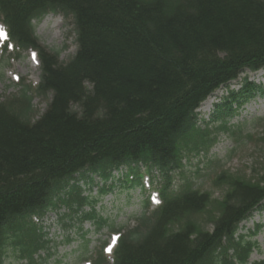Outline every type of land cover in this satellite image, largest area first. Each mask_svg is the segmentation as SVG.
<instances>
[{"label":"trees","instance_id":"16d2710c","mask_svg":"<svg viewBox=\"0 0 264 264\" xmlns=\"http://www.w3.org/2000/svg\"><path fill=\"white\" fill-rule=\"evenodd\" d=\"M48 13L70 19L76 49L64 61L35 34L34 22ZM0 21L15 47L37 51L40 71L36 86L21 83L0 101V264L10 246L36 264L47 241L32 217L59 203L101 228L106 220L77 181L113 182L121 168L134 188L143 173L158 176L160 203L149 210L147 196L133 226H110L119 234L112 256L104 242L91 264H264L249 261L256 241L237 234L264 212V173L255 181L218 174L220 200L186 176L173 186L185 155L214 140L197 126L200 105L241 73L264 68V0H0ZM243 80L217 108L228 113L229 102L262 95ZM31 90L46 99L39 115ZM204 213L209 229L198 219Z\"/></svg>","mask_w":264,"mask_h":264},{"label":"rangeland","instance_id":"374dc122","mask_svg":"<svg viewBox=\"0 0 264 264\" xmlns=\"http://www.w3.org/2000/svg\"><path fill=\"white\" fill-rule=\"evenodd\" d=\"M35 34L41 46L59 51L60 60H66L74 54L76 45L74 34L70 31V19L61 14L48 13L40 21L34 22ZM3 26L0 24V101L7 95L17 94L21 89V83L36 86L39 81V62L30 51L16 49L6 45L3 41ZM247 77L248 81L262 87V95H255L242 106H236L229 102L230 110L223 112L224 97L230 91H238ZM34 112L42 113L46 106V99L41 98L31 90ZM200 130L207 131L209 137L214 139L206 150L185 155L182 160L183 175L178 172L174 178V188L183 182V176L191 179L193 187L211 195L212 199L220 200L226 186L214 185V178L223 172L227 177H240L245 180H258L264 173V68L241 73L239 77L231 81L227 86L215 90L197 109ZM225 123L228 130H217ZM144 169H141L143 172ZM127 173L125 168L114 172L113 182L102 183L93 176L91 183L84 178L77 181L80 187V196L86 197L91 203L97 215L106 220L101 228L95 225L92 219L84 222L77 220V214L70 212L68 207L59 203L55 210L47 211L36 221L44 233L46 247L35 256L36 264H90V259L100 249L101 245L111 244L114 238L111 235L114 228L122 227L121 233L127 226H133L135 217L141 214L143 206L141 201L149 195V210L158 206L159 198L152 190L159 185L158 176L153 178L151 184L144 180L148 175L143 173L142 182L145 190L140 187L125 185L123 179ZM149 178V177H148ZM112 187H109L110 184ZM105 185V192L100 194V187ZM108 187H107V186ZM68 187L64 190L67 192ZM66 198L65 193H62ZM85 211L89 207L84 205ZM200 223L209 229L206 223L207 215L204 213L198 217ZM259 225L256 234H252L255 226ZM237 234L246 235V239L256 241L258 249L250 254L249 261L264 258V212L255 211L248 219L239 225ZM111 258L112 252L107 253ZM18 253L10 246L6 251L4 264H29L20 259ZM38 256V257H37Z\"/></svg>","mask_w":264,"mask_h":264}]
</instances>
